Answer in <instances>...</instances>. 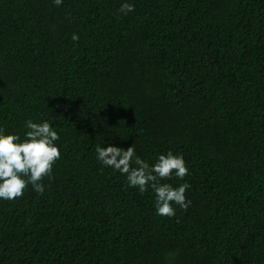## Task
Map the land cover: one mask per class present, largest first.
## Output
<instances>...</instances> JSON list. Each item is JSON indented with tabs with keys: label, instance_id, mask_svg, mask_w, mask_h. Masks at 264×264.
<instances>
[{
	"label": "trees",
	"instance_id": "16d2710c",
	"mask_svg": "<svg viewBox=\"0 0 264 264\" xmlns=\"http://www.w3.org/2000/svg\"><path fill=\"white\" fill-rule=\"evenodd\" d=\"M28 120L61 155L0 199V264H264V0H0V129ZM109 145L182 156L159 183L187 210L157 215Z\"/></svg>",
	"mask_w": 264,
	"mask_h": 264
},
{
	"label": "clouds",
	"instance_id": "9594fccd",
	"mask_svg": "<svg viewBox=\"0 0 264 264\" xmlns=\"http://www.w3.org/2000/svg\"><path fill=\"white\" fill-rule=\"evenodd\" d=\"M59 6L62 0H54ZM134 5L123 3L120 12L127 15L134 11ZM73 41H78L77 34L72 35ZM28 131L21 142L15 134H4L0 129V199L14 200L23 195L24 189L30 183L37 193H43L41 183L45 176L51 179L53 164L60 158L59 148L55 141L58 133L48 122L34 123L26 121ZM97 159L107 167L126 175L129 187L138 188L141 193L150 186L155 193L156 214L172 217L175 215L173 204L187 210L191 201L186 200L185 192L190 185L183 183L177 188L170 184H161V179L175 176L181 180L188 175V169L182 156L161 154L154 165H149L135 152L134 145L127 150L109 145L97 147ZM23 177H28L25 180Z\"/></svg>",
	"mask_w": 264,
	"mask_h": 264
}]
</instances>
